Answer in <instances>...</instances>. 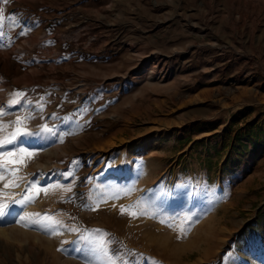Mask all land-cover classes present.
<instances>
[{"label":"rangeland","instance_id":"1","mask_svg":"<svg viewBox=\"0 0 264 264\" xmlns=\"http://www.w3.org/2000/svg\"><path fill=\"white\" fill-rule=\"evenodd\" d=\"M0 17V139L17 116L55 132L0 148L36 153L0 181V264H88L62 242L95 229L116 264H264V137L222 141L246 104L264 114V0H0ZM32 183L48 193L11 204Z\"/></svg>","mask_w":264,"mask_h":264},{"label":"snow or ice","instance_id":"2","mask_svg":"<svg viewBox=\"0 0 264 264\" xmlns=\"http://www.w3.org/2000/svg\"><path fill=\"white\" fill-rule=\"evenodd\" d=\"M3 20L0 17V26H2ZM4 33L0 31V36H3ZM20 35H26V32L22 31ZM25 93L16 92L13 94V99L8 101L9 104L15 105L20 103V98L24 97ZM43 107V105H41ZM6 115V112L3 108H0V116ZM27 117L17 116L15 121L13 122L15 128L13 131L8 133L3 139H0V148L5 147L6 145H11L19 142H27L29 138H39L44 139L42 133H52L55 135V132L52 128H50L47 124L41 126L40 130L37 132L30 131L27 127L24 126ZM7 124H0V130H7ZM62 139V137H61ZM36 155L35 152L28 151L25 147H19L18 149H14L8 151L6 153H0V168L5 171L0 172V181H5L8 175H11L12 179H8L6 183H4L3 188L8 189L9 187H19V184L16 182L19 177H17V173L19 172V168H10V164H24V157L27 156L29 158L34 157ZM17 158V159H14ZM68 175H72L68 173ZM35 189L36 195H39L41 191L45 194L48 193V188H40L36 183H32L28 185L27 194L24 195L22 199H13L11 204L13 205H24L35 199V196L31 195L32 190ZM66 191H71V188H67ZM0 194L7 195V193L3 192L0 189ZM98 208V205H97ZM134 208V206H121L120 211L121 214L125 212H129V214L133 217L137 215L147 214L144 212L130 211V209ZM10 211V204L8 200L0 201V218L5 217ZM32 216L37 217L36 219H32ZM23 220L29 221L32 224L38 225L43 229L51 230V234L55 235L56 231L53 228L54 225L60 224V221L55 220L52 216L44 215L41 216L39 213L30 214L29 216H25L22 218ZM163 222V221H162ZM171 226V225H170ZM69 231L80 233L81 230L78 228H69ZM181 232L184 229L181 227ZM87 234L79 235L78 239L75 241H63L62 244H71L73 245V251L77 253H82L85 259L88 261V264H116L115 260L108 253L107 241L104 240L103 236L95 237L93 233H100L102 230H85ZM59 251H67V249L61 247L58 249ZM135 264V261L133 262Z\"/></svg>","mask_w":264,"mask_h":264},{"label":"trees","instance_id":"3","mask_svg":"<svg viewBox=\"0 0 264 264\" xmlns=\"http://www.w3.org/2000/svg\"><path fill=\"white\" fill-rule=\"evenodd\" d=\"M260 81H262L264 89V79L261 78ZM251 115V108L246 107L236 111L230 117L222 135L224 148L234 145L236 148L237 145L247 147L249 142L253 144V147H256L254 137L263 139L264 114H258L253 120H250ZM245 135L249 136V142L243 138Z\"/></svg>","mask_w":264,"mask_h":264},{"label":"crops","instance_id":"4","mask_svg":"<svg viewBox=\"0 0 264 264\" xmlns=\"http://www.w3.org/2000/svg\"><path fill=\"white\" fill-rule=\"evenodd\" d=\"M251 106L252 105H250V103H248V104H246V106H243L241 109L246 108V107H251ZM251 114H252V117L250 119L252 120L253 118L256 117V114H254V111L252 112V110H251Z\"/></svg>","mask_w":264,"mask_h":264}]
</instances>
